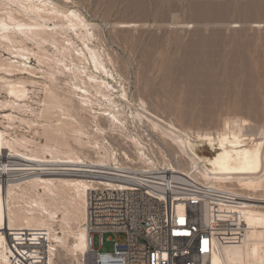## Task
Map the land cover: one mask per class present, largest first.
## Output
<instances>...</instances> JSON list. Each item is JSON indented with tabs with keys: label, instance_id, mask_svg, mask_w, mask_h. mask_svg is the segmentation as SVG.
<instances>
[{
	"label": "bare ground",
	"instance_id": "obj_1",
	"mask_svg": "<svg viewBox=\"0 0 264 264\" xmlns=\"http://www.w3.org/2000/svg\"><path fill=\"white\" fill-rule=\"evenodd\" d=\"M75 3L0 0V93L7 94L0 106L11 107L0 118V264H7L12 252L9 230L45 231L51 264L86 255L87 195L93 181L66 169L86 161L109 163L118 154L155 166L148 148L152 142L175 176L200 177L234 191L244 202L242 208L206 206L205 222L214 235L209 262L258 264L254 249L228 222L252 224L254 207L264 208V194H258L264 190V126L251 130L248 118L230 113L216 130L184 127L163 117L140 94L130 95L99 24ZM39 90L44 96L36 110L30 100ZM18 122L37 126L45 142L14 135ZM155 137L174 149V159ZM247 140L252 146L244 147ZM199 141L210 144L211 155L202 153ZM229 209L230 214L224 212Z\"/></svg>",
	"mask_w": 264,
	"mask_h": 264
},
{
	"label": "rangeland",
	"instance_id": "obj_2",
	"mask_svg": "<svg viewBox=\"0 0 264 264\" xmlns=\"http://www.w3.org/2000/svg\"><path fill=\"white\" fill-rule=\"evenodd\" d=\"M74 2L75 8L99 24L104 44L126 77L130 95L140 94L163 117L184 127L216 130L223 127L224 117L230 113L248 118L251 130L264 126V0ZM38 65L34 58L32 66ZM38 92L33 94L35 101L30 100L36 110L44 96ZM5 99L7 94L1 91L0 100ZM8 108L0 106L2 120ZM34 127L18 122L11 132L45 142ZM155 140L161 142L167 157L174 159V149L159 138ZM198 143L203 145V154L211 155L208 142ZM149 146L153 156H162L154 142ZM250 146L252 142H244V147ZM253 210L254 223L232 220L228 227L254 249L258 264H264V208ZM224 212L231 213L230 209ZM126 239L125 232H107L101 244V236L95 234L94 245L102 252H113L116 241ZM56 261L63 263L59 258Z\"/></svg>",
	"mask_w": 264,
	"mask_h": 264
},
{
	"label": "built area",
	"instance_id": "obj_3",
	"mask_svg": "<svg viewBox=\"0 0 264 264\" xmlns=\"http://www.w3.org/2000/svg\"><path fill=\"white\" fill-rule=\"evenodd\" d=\"M155 166H142L134 155L100 164L77 163L66 172L91 179L85 225L87 254L69 264H211L212 226L205 222L210 204L242 208L238 194L200 177L175 176L161 157ZM125 232L113 252L94 245V235ZM10 233L7 264H51L45 231Z\"/></svg>",
	"mask_w": 264,
	"mask_h": 264
}]
</instances>
